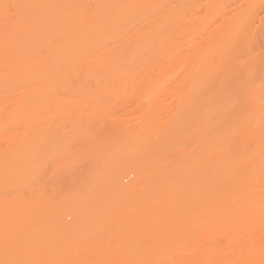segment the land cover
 <instances>
[{"label":"rangeland","instance_id":"374dc122","mask_svg":"<svg viewBox=\"0 0 264 264\" xmlns=\"http://www.w3.org/2000/svg\"><path fill=\"white\" fill-rule=\"evenodd\" d=\"M160 1L124 33L127 75L43 81L34 124L0 127V264H264V0ZM225 19L224 66L185 79Z\"/></svg>","mask_w":264,"mask_h":264},{"label":"bare ground","instance_id":"6f19581e","mask_svg":"<svg viewBox=\"0 0 264 264\" xmlns=\"http://www.w3.org/2000/svg\"><path fill=\"white\" fill-rule=\"evenodd\" d=\"M213 2L214 3L211 5L209 9L210 12H215L216 10L219 9L218 2H216V0ZM247 2H249V0H247ZM161 4L162 1L160 0H0V17L2 15L6 16V21L0 24V127H5V128L20 127L23 129L28 125L34 124V122H31L30 119H31V115L35 113L34 111L35 100L39 96L40 91L43 87L42 85L43 81H46L48 79L53 80V79H72V78L119 79L122 76L127 75L126 74L127 68L125 66L130 63V59L126 55L124 56V47H123L125 40L123 39L124 33L128 32L127 30L131 31L133 28H136L141 23V21H148L151 16L157 15L158 10L161 7ZM14 10L17 13L16 17H14ZM171 16H173V13H170L168 16H166L165 20L169 22L168 18ZM237 18H239V16ZM240 19L241 18L235 20L239 21ZM173 22L174 21H170L169 23H172V26L174 28H177L175 25H173ZM233 22L234 21H232V19H225L220 26L216 27L218 29L219 34L217 33L218 35L217 34L215 35L214 40L211 39L210 37L212 41L209 39L208 43L210 44L207 43L212 47V50L216 51L219 48L217 50L218 52L223 51L221 49H224L225 51H223L222 54L220 52L219 53L217 52L219 56L217 59L215 60L213 59V62H211L212 57H208L206 58V60L204 59V61H201L199 65L201 67L197 65H193L194 63L189 64L188 61L189 65H186L187 68L188 69L193 68V69L189 70L192 71L191 73L188 72L187 70L188 75L186 73V69L184 70V72L187 75L185 76L183 74L184 75L183 77H185V79H191L189 78L191 77L189 75L192 74H193L192 77L196 76L197 79L199 77H201L202 79L203 77L205 78L206 77V75L204 74L205 66L209 67L210 72L215 70V68H217L216 66L219 64V62H221V64H219L220 66L222 67L224 66V62H225L224 59L225 58L228 59L229 57L228 55L229 52L227 53L226 49L232 51L230 50L231 44H229L228 42L232 40V35L234 34V32L239 31L240 28V27L238 28L240 23L235 24L232 27ZM167 24L166 25L163 24L161 26L158 25L159 28L156 27L157 32L155 33H159L160 32L158 31L159 29L162 30L161 31L162 33H166V34H168L167 31L170 28H171L170 32L172 30L173 31L176 30L173 29L171 24L170 25ZM168 26L169 28L166 29L167 31L164 32L165 28H167ZM193 26L194 25H192V27ZM192 27L189 26L187 28L188 32L192 30ZM217 29H215L214 32ZM147 31L148 34L147 33L146 34L152 36V33L149 32V29ZM146 34L144 36H146ZM137 38H138L137 40L140 39L139 36ZM216 38H218V41H216L217 40ZM211 42L214 44L219 43V47H214V44L212 46ZM222 44H224L225 47ZM170 46H173V44ZM210 46H209V50L211 49ZM205 48L208 49V46L206 45ZM171 49L173 48L169 47L170 51ZM212 50L210 51V53L211 52L213 53ZM200 51H199L200 54H198V56H203L204 54L201 55L202 52ZM195 55H197V53ZM209 55L211 56V54ZM223 57L225 58L223 59ZM181 59L182 61L178 62ZM181 59L176 60L175 58L174 60L175 62L179 63L178 67L179 68L182 67L183 69L184 63L186 61H184L183 58ZM186 59L188 60V57ZM191 59L192 58H190V62H193V60L195 62L196 60V58L192 60ZM208 59H210L208 64L212 66H209L207 64ZM174 60H172L171 63H173ZM230 62L229 60L227 61L229 65H231ZM238 64L244 66V63L242 64L239 62ZM195 66H197L199 70ZM236 67L240 68V66H236ZM247 68H249V66ZM262 68L260 70H263ZM217 70L215 71L217 72ZM221 72L222 71H220V73ZM249 75L250 74L248 73V76ZM198 80H200V78ZM230 82L229 85L230 84L233 85L234 83L233 79ZM247 82L251 83V81H247ZM204 84L205 83H203V86ZM263 84H264V80L262 86ZM226 88L228 87L226 86ZM232 88H230L232 90V91L229 90L230 92H233V90L235 91L234 85ZM241 89L243 90V86L240 88V90ZM257 90L258 88L255 90V92H257ZM241 92L243 93L245 91H241ZM248 92H250V90ZM231 94L232 93H230V95ZM259 94H257V96ZM235 95L236 94H233L231 96H235ZM246 95H248L249 99L251 100H253L252 98H255V96L252 97V95L250 98V94L248 93ZM261 100L264 99L261 98ZM251 104H255V102L254 103L251 102ZM259 105L260 103L258 102L257 104L256 102V105L253 106L249 105V106L256 107L257 111L258 109L261 111L262 109H260V107H262V105L261 106ZM235 106L237 107V104ZM235 106L233 105V108H231L232 110L234 109V111L236 109L234 108ZM229 109L227 111L229 113H232L233 111L231 112V109L230 110ZM257 111L255 110L253 112H257ZM260 111H258L259 114L254 113L256 114L255 116H259V115L261 116L262 114H260ZM250 112H252V109L250 110ZM225 114H226V110H225ZM263 116H264V112H263ZM233 120L234 119H231L230 121ZM221 122L223 123V121ZM262 122H263L262 124H264V120ZM250 124L253 123L250 122ZM249 125H247V127L245 126V129H242L245 131L241 130L240 132L241 135H243V133H244L243 136H246L248 134L247 131L249 130H247L246 128H251L249 127ZM259 125H261V123ZM235 129L233 128V130ZM261 131L259 132V134L261 133ZM232 132L231 134L233 135L234 138L236 136L235 133L237 132V130L235 133L234 131ZM228 134L229 133L227 132L225 136H227ZM223 137L221 139H224ZM260 140H262V143L264 144L263 139ZM220 142L223 141L220 140ZM260 147H261V143H260ZM213 150L216 152L215 149ZM217 152L216 155L218 156L220 152L219 150ZM220 155L218 157H220ZM252 164H254L255 166L254 162H252ZM246 169L243 170L245 171ZM263 169L264 168L262 167L259 170H263ZM255 171H256L255 174L262 175L260 171L258 170ZM230 172H232V170ZM247 173H245L246 175L243 174L244 177L245 176L248 177ZM241 176L242 175L239 173L238 177ZM260 176L256 175V178H254L255 180L254 179L252 180L253 182L256 180L258 181L263 180L261 183L262 185L259 184V182H257L259 185L256 183L257 184L256 188L258 187L263 189V187L260 186H264L263 185L264 174L262 175L261 178ZM240 180L241 179H239L238 181ZM226 182H228V179ZM226 182L224 185L227 184ZM253 182L250 183L254 184L255 182L254 183ZM238 183H236L237 186H235V183L232 182L235 188L238 187L239 185ZM241 183L239 187L242 189L241 186H243L244 184ZM220 185L221 183L219 182L217 186ZM221 186L223 187V185ZM225 187L228 188L227 185L224 186V188ZM254 187L251 188H253L254 190Z\"/></svg>","mask_w":264,"mask_h":264}]
</instances>
